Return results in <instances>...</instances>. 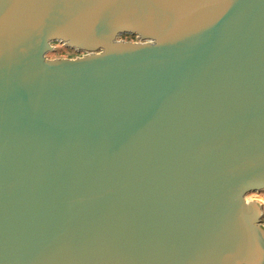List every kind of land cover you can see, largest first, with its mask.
Listing matches in <instances>:
<instances>
[{"label": "water", "instance_id": "1", "mask_svg": "<svg viewBox=\"0 0 264 264\" xmlns=\"http://www.w3.org/2000/svg\"><path fill=\"white\" fill-rule=\"evenodd\" d=\"M263 191L264 0H0V264H264Z\"/></svg>", "mask_w": 264, "mask_h": 264}, {"label": "rangeland", "instance_id": "2", "mask_svg": "<svg viewBox=\"0 0 264 264\" xmlns=\"http://www.w3.org/2000/svg\"><path fill=\"white\" fill-rule=\"evenodd\" d=\"M122 38L126 39V37L122 36ZM129 39L133 40V41H137V38L134 37H129ZM55 45V51L49 54L50 58H55V57H66V58H75L78 56H81L82 53L77 52L76 50L73 49H67V47H65L64 45H62L61 43H54ZM249 198L251 200H257L260 201L261 203H263L264 205V191L261 193L259 192H253L250 193Z\"/></svg>", "mask_w": 264, "mask_h": 264}, {"label": "built area", "instance_id": "3", "mask_svg": "<svg viewBox=\"0 0 264 264\" xmlns=\"http://www.w3.org/2000/svg\"><path fill=\"white\" fill-rule=\"evenodd\" d=\"M262 205H263V203H262ZM263 210H264V205H263ZM262 221H263V223H264V215H263V220H262Z\"/></svg>", "mask_w": 264, "mask_h": 264}, {"label": "trees", "instance_id": "4", "mask_svg": "<svg viewBox=\"0 0 264 264\" xmlns=\"http://www.w3.org/2000/svg\"><path fill=\"white\" fill-rule=\"evenodd\" d=\"M127 39H129V37H126Z\"/></svg>", "mask_w": 264, "mask_h": 264}, {"label": "bare ground", "instance_id": "5", "mask_svg": "<svg viewBox=\"0 0 264 264\" xmlns=\"http://www.w3.org/2000/svg\"><path fill=\"white\" fill-rule=\"evenodd\" d=\"M248 198H249V196H248ZM250 199V198H249Z\"/></svg>", "mask_w": 264, "mask_h": 264}]
</instances>
